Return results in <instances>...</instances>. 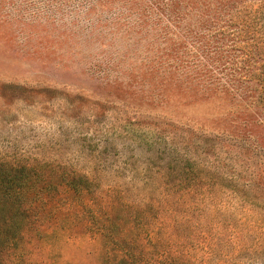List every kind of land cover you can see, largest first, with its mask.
I'll return each mask as SVG.
<instances>
[{
	"label": "rangeland",
	"instance_id": "rangeland-1",
	"mask_svg": "<svg viewBox=\"0 0 264 264\" xmlns=\"http://www.w3.org/2000/svg\"><path fill=\"white\" fill-rule=\"evenodd\" d=\"M86 1L0 0V162L45 172L52 186L30 206L16 250L25 264H104L115 245L107 251L106 237L96 231L99 217L126 214L150 221L147 228L131 223L125 234L130 253L152 262L160 249L157 137L175 132L178 143L177 129L210 128L222 111L181 89L165 91L160 103V75L201 67H184L173 48L165 50L160 11L151 6L157 0L72 4ZM142 12L147 18L138 23ZM152 141L159 143L148 148ZM61 172L89 177L100 193L74 194ZM113 198L124 206L118 213L107 205ZM240 215L199 204L197 211L178 209L174 225L164 218L178 251L205 260L213 249L212 264H264L253 257L256 239Z\"/></svg>",
	"mask_w": 264,
	"mask_h": 264
},
{
	"label": "trees",
	"instance_id": "trees-1",
	"mask_svg": "<svg viewBox=\"0 0 264 264\" xmlns=\"http://www.w3.org/2000/svg\"><path fill=\"white\" fill-rule=\"evenodd\" d=\"M151 6L160 11L165 50L173 48L174 60L179 56L184 67H201L190 74L160 75V103L167 100L165 91L181 89L193 93L195 101L216 102L222 111L213 118L216 125L206 130L202 126L177 129L178 143L175 132L157 137L160 249L152 262L142 263L130 253L125 234L131 223L147 228L150 221L142 214H121L120 220L98 216L102 222L96 231L106 237L107 251L115 245V254L110 260L106 257L104 264H212L213 249L206 250L209 258H197L188 249L178 251L176 234L166 232L167 214L168 226L174 225L171 220L178 209L197 211L199 204L224 210L233 218L241 213L242 225L256 239L250 248L253 257L264 259V0H157ZM138 14V23L144 22L146 13ZM152 142L148 148L159 143ZM47 175L30 166L0 162V264H25L16 250L31 222L30 206L42 193H50ZM60 179L74 194L100 193L94 180L84 175L61 172ZM107 205L117 213L119 206L124 207L114 198ZM91 211L96 219L95 209ZM251 212L257 215L252 224L247 223V217L254 216Z\"/></svg>",
	"mask_w": 264,
	"mask_h": 264
}]
</instances>
